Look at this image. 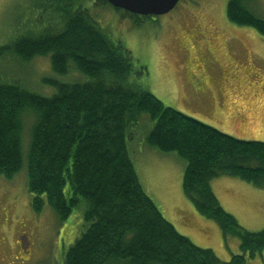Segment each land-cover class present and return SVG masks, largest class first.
I'll return each instance as SVG.
<instances>
[{
    "label": "trees",
    "instance_id": "16d2710c",
    "mask_svg": "<svg viewBox=\"0 0 264 264\" xmlns=\"http://www.w3.org/2000/svg\"><path fill=\"white\" fill-rule=\"evenodd\" d=\"M44 1L37 27L0 47V55L23 62L50 56L55 73L75 69L83 80H50L51 97L0 80V175L12 179L26 163L33 210L48 205L61 223L84 207L86 228L64 264H247L264 256V229L241 226L212 188L214 179L231 176L264 189V142L237 139L166 106L141 84L145 70L131 52L79 0ZM227 16L264 36V19L245 0H229ZM144 115L153 123L147 146L185 161L183 191L197 212L239 239L241 253L229 262L179 233L144 190L130 151L149 127Z\"/></svg>",
    "mask_w": 264,
    "mask_h": 264
},
{
    "label": "rangeland",
    "instance_id": "374dc122",
    "mask_svg": "<svg viewBox=\"0 0 264 264\" xmlns=\"http://www.w3.org/2000/svg\"><path fill=\"white\" fill-rule=\"evenodd\" d=\"M245 1L264 19V0ZM80 2L113 42L131 52L136 67L145 70L141 84L166 106L237 139L264 142V36L228 19L229 0H180L156 19L100 0ZM42 3L0 0V47L37 27ZM78 74L72 69L58 75L50 56L23 62L11 53L0 55L1 81L18 82L45 97L56 93L50 80H83ZM243 109L254 113L253 126L243 124ZM142 119L149 127L143 125V135L130 151L144 190L179 233L229 262L232 254L241 253L239 239L226 238L216 222L197 212L183 191L185 161L147 146L145 135L153 123L148 115ZM23 142L26 153L25 136ZM212 188L241 226L250 232L264 229V189L231 176L214 179ZM32 200L26 163L12 179L0 175V264H64L65 253L85 230L83 206L61 223L48 205L35 212ZM247 264H264V256L248 258Z\"/></svg>",
    "mask_w": 264,
    "mask_h": 264
},
{
    "label": "water",
    "instance_id": "95a60500",
    "mask_svg": "<svg viewBox=\"0 0 264 264\" xmlns=\"http://www.w3.org/2000/svg\"><path fill=\"white\" fill-rule=\"evenodd\" d=\"M115 8L139 16H161L172 11L180 0H106Z\"/></svg>",
    "mask_w": 264,
    "mask_h": 264
},
{
    "label": "crops",
    "instance_id": "0c3cea01",
    "mask_svg": "<svg viewBox=\"0 0 264 264\" xmlns=\"http://www.w3.org/2000/svg\"><path fill=\"white\" fill-rule=\"evenodd\" d=\"M244 113H247L246 116H243V120H246L247 122H243V124H245L246 126H253L255 123L254 121L256 120L255 117H254V113H249L248 111L244 110ZM238 113V112H236ZM253 122V124H252ZM230 256L227 255V258H229Z\"/></svg>",
    "mask_w": 264,
    "mask_h": 264
},
{
    "label": "flooded vegetation",
    "instance_id": "af4514ba",
    "mask_svg": "<svg viewBox=\"0 0 264 264\" xmlns=\"http://www.w3.org/2000/svg\"><path fill=\"white\" fill-rule=\"evenodd\" d=\"M147 17H150V16H147ZM152 18L156 19L155 16H152Z\"/></svg>",
    "mask_w": 264,
    "mask_h": 264
}]
</instances>
